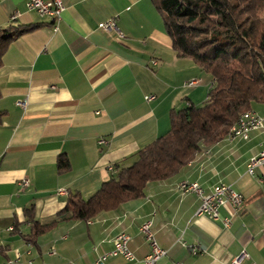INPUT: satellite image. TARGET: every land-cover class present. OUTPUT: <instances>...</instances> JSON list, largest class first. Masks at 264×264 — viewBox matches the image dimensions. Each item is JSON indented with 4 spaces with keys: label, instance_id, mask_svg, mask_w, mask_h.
<instances>
[{
    "label": "crops",
    "instance_id": "0c3cea01",
    "mask_svg": "<svg viewBox=\"0 0 264 264\" xmlns=\"http://www.w3.org/2000/svg\"><path fill=\"white\" fill-rule=\"evenodd\" d=\"M61 1L64 10L53 22L28 10L26 0H0V27L39 24L14 38L1 58L0 262L96 264V254L112 249L123 231L136 259L115 256L103 264H143L150 245L139 226L151 218L154 238L167 251L157 264H231L242 251L239 264H264V167L246 170L249 157L264 147V132L251 131L247 139L226 135L196 151L172 177L148 182L141 197L94 218L58 216L68 192L89 198L116 165L131 163L165 135L172 110L203 104L211 81L176 55L152 0ZM109 19L115 28L98 26ZM192 79L199 82L187 86ZM249 110L264 116V102H252ZM59 156L68 160L61 171ZM181 181L205 191L227 183L242 204L236 211L223 205L218 219L198 216L200 200L182 193ZM28 208L40 224L57 221L34 242L24 239ZM225 216L231 220L226 228ZM191 246L200 252L192 254Z\"/></svg>",
    "mask_w": 264,
    "mask_h": 264
},
{
    "label": "trees",
    "instance_id": "16d2710c",
    "mask_svg": "<svg viewBox=\"0 0 264 264\" xmlns=\"http://www.w3.org/2000/svg\"><path fill=\"white\" fill-rule=\"evenodd\" d=\"M179 58L198 65L210 77L207 99L170 113L169 131L139 150L129 164H118L110 178L87 199L67 193L58 216L88 220L119 204L141 197L148 182L176 174L229 132L238 116L252 102H264V0H152ZM39 24L0 27V65L8 44ZM4 112L0 111V119ZM57 169L68 167L64 156ZM29 242L51 229L57 221L40 224L32 208L25 209Z\"/></svg>",
    "mask_w": 264,
    "mask_h": 264
},
{
    "label": "built area",
    "instance_id": "2783aa9c",
    "mask_svg": "<svg viewBox=\"0 0 264 264\" xmlns=\"http://www.w3.org/2000/svg\"><path fill=\"white\" fill-rule=\"evenodd\" d=\"M26 8L37 12L42 17H49L53 22H56L60 19L61 13L64 10V4L61 0H26ZM15 17L16 16L13 15L12 19ZM98 26L101 29L108 31L109 29L115 28V22L113 19H109L99 23ZM119 35L121 36V34ZM198 82V79H192L186 82V85L192 86ZM151 98H153V96H146V99ZM19 103L24 105L22 102ZM251 131L264 132V116L247 109L242 112L232 124L227 136H236L242 139H247ZM98 141L99 143H103L104 140ZM260 167H264V147H262L255 155L249 157L246 162V170L249 174L253 173L256 168ZM109 169L114 170L113 166H109ZM19 184L22 188H25L28 186V180L23 178ZM177 188L182 193L191 192L199 198L200 202L196 210L198 216L204 215L211 219H218L219 209L223 205L228 204L234 211H236L242 204V196L238 191L234 190L231 185L224 182L216 183L208 191H205L197 182L181 181L177 183ZM222 222L226 228L230 225L231 220L225 216V218L222 219ZM152 224V219L146 218L139 226L140 233L150 245L148 255L144 256L142 260L143 264H157L159 259L167 252L157 244L154 238V232L152 231ZM129 239L130 236L126 232H118L113 238V248L96 254L94 262H96V264H103L108 258L115 256H120L128 261L135 260L134 253L128 246ZM190 252L192 254H197L200 250L191 246ZM51 253H54V251H51ZM245 255V252L242 251L239 256H236L231 260V264H239L240 259ZM15 262L16 259H7L0 262V264H14ZM173 264L181 263L174 262Z\"/></svg>",
    "mask_w": 264,
    "mask_h": 264
}]
</instances>
